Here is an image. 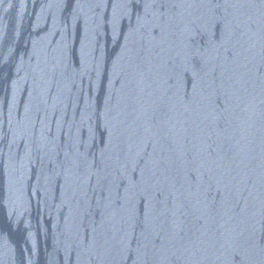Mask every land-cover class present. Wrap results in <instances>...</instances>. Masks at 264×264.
I'll return each instance as SVG.
<instances>
[{"label": "water", "instance_id": "95a60500", "mask_svg": "<svg viewBox=\"0 0 264 264\" xmlns=\"http://www.w3.org/2000/svg\"><path fill=\"white\" fill-rule=\"evenodd\" d=\"M264 66V0H0V233Z\"/></svg>", "mask_w": 264, "mask_h": 264}]
</instances>
